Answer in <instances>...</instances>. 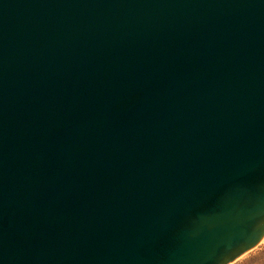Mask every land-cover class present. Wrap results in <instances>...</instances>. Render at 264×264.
Segmentation results:
<instances>
[{
    "label": "water",
    "instance_id": "1",
    "mask_svg": "<svg viewBox=\"0 0 264 264\" xmlns=\"http://www.w3.org/2000/svg\"><path fill=\"white\" fill-rule=\"evenodd\" d=\"M263 238L264 0H0V264Z\"/></svg>",
    "mask_w": 264,
    "mask_h": 264
},
{
    "label": "rangeland",
    "instance_id": "2",
    "mask_svg": "<svg viewBox=\"0 0 264 264\" xmlns=\"http://www.w3.org/2000/svg\"><path fill=\"white\" fill-rule=\"evenodd\" d=\"M234 264H264V240L245 253Z\"/></svg>",
    "mask_w": 264,
    "mask_h": 264
},
{
    "label": "bare ground",
    "instance_id": "3",
    "mask_svg": "<svg viewBox=\"0 0 264 264\" xmlns=\"http://www.w3.org/2000/svg\"><path fill=\"white\" fill-rule=\"evenodd\" d=\"M263 240H264V238H263V239H261V241H260L259 243H261Z\"/></svg>",
    "mask_w": 264,
    "mask_h": 264
}]
</instances>
